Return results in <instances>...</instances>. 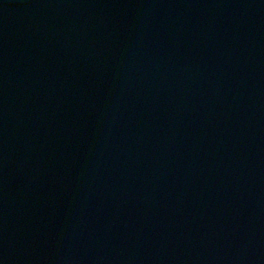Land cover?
<instances>
[{
  "label": "water",
  "instance_id": "water-1",
  "mask_svg": "<svg viewBox=\"0 0 264 264\" xmlns=\"http://www.w3.org/2000/svg\"><path fill=\"white\" fill-rule=\"evenodd\" d=\"M0 264H264V0H0Z\"/></svg>",
  "mask_w": 264,
  "mask_h": 264
}]
</instances>
